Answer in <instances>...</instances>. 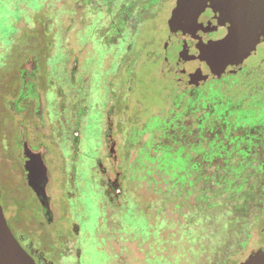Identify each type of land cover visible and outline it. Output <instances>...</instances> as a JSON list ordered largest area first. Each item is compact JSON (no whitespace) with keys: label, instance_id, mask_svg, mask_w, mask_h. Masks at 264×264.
<instances>
[{"label":"rangeland","instance_id":"rangeland-1","mask_svg":"<svg viewBox=\"0 0 264 264\" xmlns=\"http://www.w3.org/2000/svg\"><path fill=\"white\" fill-rule=\"evenodd\" d=\"M108 1L0 0V205L9 230L47 243L75 229L82 264H240L264 253L260 143L243 160L245 145L230 137L247 130L199 129L215 110L231 122L264 105V45L246 61L248 76L212 85L188 30L168 45L183 27L169 25L175 0L145 4L120 32ZM118 36L135 45H115ZM115 102L124 173L113 192L98 162L107 163ZM26 149L49 173L50 226L26 179Z\"/></svg>","mask_w":264,"mask_h":264},{"label":"flooded vegetation","instance_id":"flooded-vegetation-1","mask_svg":"<svg viewBox=\"0 0 264 264\" xmlns=\"http://www.w3.org/2000/svg\"><path fill=\"white\" fill-rule=\"evenodd\" d=\"M155 1L156 0H148V1L147 0H133V1L125 4L124 3L125 0H109L108 4H107V6H108L107 18H109L111 24L118 26V29L120 32V31H122V29H124L126 27V25L128 23L127 21H131L132 18L134 17L132 15V12L137 11V10H138L136 12L137 14H142L143 12H147L146 9H144L145 4L153 6L154 5L153 3H155ZM177 1L178 0H175V2H174V9L177 6ZM249 1H259V0H249ZM145 2H147V3H145ZM91 3H94V2L92 1ZM138 6H142V7L138 8ZM172 13H173V11H172ZM116 26H114V27H116ZM229 29H230V27L227 25V26H221L215 30H209V31H205L202 33L196 32V31L191 30V29L188 30L187 32L190 33L191 36L194 37L195 41L199 42V44L202 46L200 48V50H201L210 42H216L219 40H223L229 34ZM171 34L172 33L170 31L169 35H168V45H176V44L180 43L182 41L184 35L187 33L185 31H180L178 33V36L176 38L174 37V41H173V38L171 37ZM250 35H255V37H257V39L259 40V45L257 48V53H258L259 48L264 45V18L261 20L260 27L257 29V31H255V32L252 31V33H250ZM115 38H116L115 45H119L122 42L123 46H126V48H128V50L131 49L135 45L134 44L135 41L131 40L129 37L120 38L118 36ZM194 47L195 46L192 47L193 50H194ZM200 50L198 52V55L200 53ZM198 55H197V57H198ZM247 60H245L244 63L240 67H238L237 70H235V71H224L217 77L211 76L209 72H207L201 66L200 67L204 70L205 76H210V78L207 79L208 83H210L212 85H220L221 84L220 82L224 81L225 84H228L227 80L230 77L234 78L237 75L240 76V74H241V76H248L249 71H250V69H249L250 66H248V64H246ZM240 68H242V69H240ZM112 75H115V74H112L110 72L109 76L112 77ZM224 75H226V76L224 77ZM239 76H237V77H239ZM241 76H240V78H241ZM237 77H235V79ZM115 103L112 105V107L109 110L108 115H107L108 133L106 134V138H105L106 145L109 146L107 163H106V165H104L102 162H100V161L98 162V169H99L101 175L103 176V178L106 179V183L108 184L104 188H110L113 192L116 189L120 188L122 174L124 173L120 169V166H119V161H121L122 159H120V154H119V151L117 148L118 144H117V140L115 139V135H114V129H115V126H117L116 122L114 121V119L116 117V112H117V102H115ZM86 112H87L86 109L81 110L79 112V114L83 115ZM225 112H226L225 110H221L220 112H218V113H220V122H218V124L221 122L225 124L224 129H225L227 134H228V132L230 133L231 132L230 130H232V129L236 130V129L240 128L242 130L243 129L247 130L240 137H237V136L230 137V143H234L238 140L240 143L245 145L246 148L244 147L245 149L243 148L241 151L242 159L248 160L251 157V155L255 154L254 152H257V151L259 152V149H257L258 143H260L261 150L264 152V105H257L255 107L249 106L248 110H238V116L236 117L235 120H232L231 122L227 121V117L225 115ZM216 115H217V113L215 110L212 113V115H210L209 113L206 114L205 119L206 120L208 119V121H212V119H214V117ZM202 123H203V121L201 122V124ZM255 129H258L259 131L255 132L254 131ZM226 136H228V135H226ZM72 143L74 146L73 147L74 151L79 150L78 146L75 147V145H78V140L74 139V141ZM223 146H227V145H223ZM25 174H26V179H27V182L30 186V189L35 194L32 186L29 183L28 173H25ZM33 174L35 176V181L36 182L42 181V183H43V185L47 191L48 186H49V181H50L49 180L50 179L49 173H33ZM43 179H44V181H43ZM263 190H264V186H263ZM108 193L111 194L109 191H107V194ZM36 198L38 199L37 196H36ZM114 199L115 200L119 199V195L114 194ZM49 202H50V198H49ZM40 205L42 208V216H43L44 223H47L48 226L54 224L55 220H54V216H53L54 215L53 211L51 209V204H50V211L48 213L43 208L42 204H40ZM72 225H74V227L78 226L77 223H73ZM63 236L66 237V240L62 241V243H61L62 248L57 247L56 244L52 243L55 241H60L59 238H61ZM50 237H51V239L48 240V238H50ZM50 237L47 238V240H48L47 243H43L42 235H40L38 237L39 238L38 243L35 242L34 240H32L27 235H19V236L15 237V239L17 240L20 247L27 254V256H29V258L31 259V261L34 264H82L84 255H83V251L78 247L79 243H77V241H78V238H80V233H78L77 230L73 229L72 234H66V235L65 234L64 235L63 234H57V235L51 234ZM74 242H76V244H74Z\"/></svg>","mask_w":264,"mask_h":264},{"label":"water","instance_id":"water-1","mask_svg":"<svg viewBox=\"0 0 264 264\" xmlns=\"http://www.w3.org/2000/svg\"><path fill=\"white\" fill-rule=\"evenodd\" d=\"M264 18V0H178L169 25L183 26L171 30L176 38L180 31L194 30L205 32L221 26H229V34L216 42H210L200 50L196 63L211 76H219L224 71H235L245 60L257 53L259 40L250 33L257 31ZM25 167L32 186L43 208L48 213L50 202L47 191L41 182L35 181L33 173H48L42 158L26 149ZM44 181V179H43ZM0 264H34L18 244L7 226L0 205ZM240 264H264V253L251 254Z\"/></svg>","mask_w":264,"mask_h":264},{"label":"trees","instance_id":"trees-1","mask_svg":"<svg viewBox=\"0 0 264 264\" xmlns=\"http://www.w3.org/2000/svg\"><path fill=\"white\" fill-rule=\"evenodd\" d=\"M208 116V115H207ZM206 116V117H207ZM220 121V113H217V115L214 117V119H212V121H208V119H204L203 123L199 126V129L202 131H204V128L207 126L209 127L212 131L215 128V126L218 124V122ZM211 122V123H210ZM216 124V125H215ZM212 127V128H211ZM231 131V130H230ZM219 150V146H217V149H214V152L217 153V151ZM235 169V168H234ZM235 172V171H234Z\"/></svg>","mask_w":264,"mask_h":264}]
</instances>
